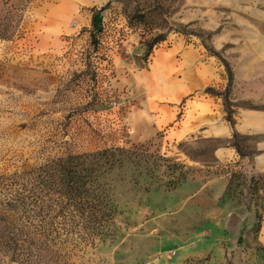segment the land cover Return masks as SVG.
Listing matches in <instances>:
<instances>
[{
  "label": "rangeland",
  "instance_id": "rangeland-1",
  "mask_svg": "<svg viewBox=\"0 0 264 264\" xmlns=\"http://www.w3.org/2000/svg\"><path fill=\"white\" fill-rule=\"evenodd\" d=\"M259 39L264 0H0V264H264V173L234 130L264 110L235 89ZM189 72L213 80L186 93ZM194 100L240 158H216L227 137H173ZM67 161L105 176L113 237L59 212L44 177Z\"/></svg>",
  "mask_w": 264,
  "mask_h": 264
},
{
  "label": "trees",
  "instance_id": "trees-1",
  "mask_svg": "<svg viewBox=\"0 0 264 264\" xmlns=\"http://www.w3.org/2000/svg\"><path fill=\"white\" fill-rule=\"evenodd\" d=\"M101 21V16L97 14L95 23L99 24ZM117 152L121 154L124 149L117 147L109 150L110 159L107 160V163L111 167L120 160L116 156ZM100 161L93 164L102 165ZM104 177L103 174L86 170L84 163L79 161L60 162L52 170H48L44 177L45 185H53L56 187V191L58 190L61 199L59 212L66 219L72 221L71 231L79 232L82 239L85 240L94 241L98 238L105 240L116 234L114 215L117 211L110 200L106 184L103 182ZM2 185L3 183L0 181V187ZM13 201L17 203L14 210L20 206L25 210L27 203L24 198H13ZM8 203L12 204L10 201H7L6 204L8 205ZM19 214L20 211L14 212L15 217H18ZM50 225L46 223V233L49 235L54 232L53 228L50 229Z\"/></svg>",
  "mask_w": 264,
  "mask_h": 264
},
{
  "label": "crops",
  "instance_id": "crops-1",
  "mask_svg": "<svg viewBox=\"0 0 264 264\" xmlns=\"http://www.w3.org/2000/svg\"><path fill=\"white\" fill-rule=\"evenodd\" d=\"M241 47L255 50L249 52V55L243 59L246 61L240 62L246 64L245 67L235 68V89L240 86L245 87L239 98L248 99L254 104H264V39L245 40ZM189 54H191V51H189ZM208 70L205 69L204 72ZM186 75L190 79L189 84L187 83V87L184 88L186 93L198 91L207 85L209 81L213 80V78H209L204 74V76L195 77L196 79H192L190 72L186 73ZM179 95L181 96V94ZM193 102L197 114H193L192 119L185 118L183 125L173 131V137L175 139L186 138L196 132L202 133L203 136L201 137H209L210 135L227 137L228 141L216 148V158L223 162L240 158L239 151L229 141L232 137L231 132L227 131L225 135L222 133L227 127L224 124H214L211 121L201 119L200 114L205 111L206 105L209 103L201 100H194ZM209 106L211 107V104ZM190 110L192 111L191 108ZM234 130L239 134L248 135L254 139L256 149V153L253 156L254 166L257 171L264 173V110L242 109L236 116Z\"/></svg>",
  "mask_w": 264,
  "mask_h": 264
}]
</instances>
